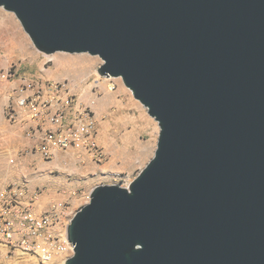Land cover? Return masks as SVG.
<instances>
[{"label":"water","instance_id":"obj_1","mask_svg":"<svg viewBox=\"0 0 264 264\" xmlns=\"http://www.w3.org/2000/svg\"><path fill=\"white\" fill-rule=\"evenodd\" d=\"M46 54L102 58L159 123L128 187L68 225L65 264H264V0H0Z\"/></svg>","mask_w":264,"mask_h":264},{"label":"rangeland","instance_id":"obj_2","mask_svg":"<svg viewBox=\"0 0 264 264\" xmlns=\"http://www.w3.org/2000/svg\"><path fill=\"white\" fill-rule=\"evenodd\" d=\"M102 63L88 53L39 51L0 7V264H65L74 254L68 225L92 189L128 187L154 157L159 123L121 77L99 74ZM34 93L55 104L12 119L17 97ZM66 133L72 139L62 148Z\"/></svg>","mask_w":264,"mask_h":264},{"label":"built area","instance_id":"obj_3","mask_svg":"<svg viewBox=\"0 0 264 264\" xmlns=\"http://www.w3.org/2000/svg\"><path fill=\"white\" fill-rule=\"evenodd\" d=\"M49 90H53L57 87L56 84L54 83H50L49 85ZM55 98H51V100H47L45 98H42V96L38 93H34L32 95H19L16 99V105H17V110H13L10 114V117L12 119H16L18 118L23 111L25 110H30L32 111L31 117H38L39 116V111L37 110V108L43 106L44 108H46L47 106H52L55 104ZM34 113V114H33ZM64 118L63 113L58 114V120H62ZM78 137V135H77ZM72 139V135L71 133H66L64 135L61 136L60 140L58 141V144L60 147L62 148H66L69 146L70 141ZM9 237L12 238L13 234L8 233ZM69 244L71 245V248L74 250V245L69 242ZM41 259L44 262H48L51 261L53 259V252L51 250H46L44 252L41 253Z\"/></svg>","mask_w":264,"mask_h":264},{"label":"crops","instance_id":"obj_4","mask_svg":"<svg viewBox=\"0 0 264 264\" xmlns=\"http://www.w3.org/2000/svg\"><path fill=\"white\" fill-rule=\"evenodd\" d=\"M10 139H11L12 141H13V140H17V138H10Z\"/></svg>","mask_w":264,"mask_h":264}]
</instances>
